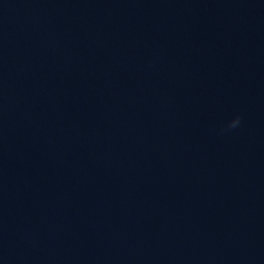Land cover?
Wrapping results in <instances>:
<instances>
[{
  "label": "water",
  "instance_id": "obj_1",
  "mask_svg": "<svg viewBox=\"0 0 264 264\" xmlns=\"http://www.w3.org/2000/svg\"><path fill=\"white\" fill-rule=\"evenodd\" d=\"M0 264H264V0H0Z\"/></svg>",
  "mask_w": 264,
  "mask_h": 264
},
{
  "label": "clouds",
  "instance_id": "obj_2",
  "mask_svg": "<svg viewBox=\"0 0 264 264\" xmlns=\"http://www.w3.org/2000/svg\"><path fill=\"white\" fill-rule=\"evenodd\" d=\"M240 123H241V117L237 115L228 122V124L226 125L224 129H222V131L227 132V131L233 130L237 128L240 125Z\"/></svg>",
  "mask_w": 264,
  "mask_h": 264
}]
</instances>
